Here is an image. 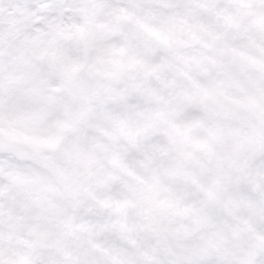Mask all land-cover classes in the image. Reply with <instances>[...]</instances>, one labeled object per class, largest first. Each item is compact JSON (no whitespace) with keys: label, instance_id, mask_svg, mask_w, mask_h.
Masks as SVG:
<instances>
[{"label":"snow or ice","instance_id":"1","mask_svg":"<svg viewBox=\"0 0 264 264\" xmlns=\"http://www.w3.org/2000/svg\"><path fill=\"white\" fill-rule=\"evenodd\" d=\"M0 264H264V0H0Z\"/></svg>","mask_w":264,"mask_h":264}]
</instances>
